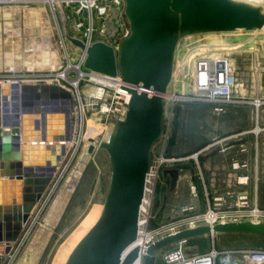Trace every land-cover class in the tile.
I'll use <instances>...</instances> for the list:
<instances>
[{"label": "water", "instance_id": "95a60500", "mask_svg": "<svg viewBox=\"0 0 264 264\" xmlns=\"http://www.w3.org/2000/svg\"><path fill=\"white\" fill-rule=\"evenodd\" d=\"M130 34L118 51L105 41L86 45L67 33L86 52L85 68L120 76L130 94L125 117L115 122L107 140L89 137L88 153L97 144L109 155L111 176L96 223L76 244L65 264H133L138 249L124 259L136 239L140 206L153 146L163 132L164 95L171 83L176 51L185 37L261 29L264 12L240 0H124ZM64 16L63 10H61ZM153 89L139 91L137 87ZM76 125L72 93L56 82H0V243L16 241L31 212L65 160ZM162 176L174 190L180 169ZM264 235V222L219 223L186 229L152 244V254L181 239L210 233ZM4 259L0 258V264Z\"/></svg>", "mask_w": 264, "mask_h": 264}, {"label": "built area", "instance_id": "2783aa9c", "mask_svg": "<svg viewBox=\"0 0 264 264\" xmlns=\"http://www.w3.org/2000/svg\"><path fill=\"white\" fill-rule=\"evenodd\" d=\"M31 3L44 4L55 16L59 15L62 19L72 16L74 28L79 33L73 36L80 38L86 45L101 40L111 44L118 51L120 41L130 34L129 23L120 24V21L126 17L124 0H0V6L12 4L28 5ZM67 7L72 9L71 15L65 14ZM61 10H63L64 16H62ZM258 30H251L250 32ZM66 34L67 32L63 33L62 31L60 34L64 61L58 68L43 73L38 71H27L24 73L0 72V82L23 83L45 80L56 82L69 90L74 98L76 117L73 139L69 144L71 147L75 143L81 144V142H85L91 134L97 133V129L100 130L97 114H100L102 119L106 113L112 112L115 116V122L124 118L131 94L123 88L125 83L121 80L120 76L109 77L85 68L86 52L71 44ZM180 43L181 41L178 47ZM210 44L213 43H202L191 48L188 46L187 51L196 50L197 48L198 55L193 60L189 76L187 77L183 72L181 73L180 80H183L179 90L176 88L175 68L177 61L175 59L172 80L167 93L164 95L165 109L162 136L166 133V138L169 137L175 106L179 102L210 104L216 113L226 111L228 106H251L254 108L256 120H258L260 108L264 105V96L259 94L249 96L246 90L243 92L242 89H245L243 72L238 70L236 66L237 60L232 55L238 46L231 45L227 48H214L215 45ZM201 49L204 50L202 51ZM228 50H231V52ZM183 63L182 67L185 65ZM251 68L252 75H256L257 77L264 72V64L261 65L257 56L254 62L251 63ZM107 88L114 91L113 95L109 94L110 92L107 91ZM137 88L139 91H147L150 95L154 93L153 89H146L142 86ZM107 96L113 101L112 103L107 101ZM93 115L96 116H94V119H96L95 122L91 123ZM221 143H224L222 150L225 151L227 147L226 137L221 139V141L215 140L209 143L202 151H212L219 147ZM86 144H88V147L89 142L86 141ZM70 147L66 158L69 155ZM240 148L243 151L246 149V146L241 144ZM200 151L193 154L192 157L197 158L202 152ZM184 159V157L169 156L161 152L156 161L152 160L150 162L146 175L144 197L139 211L137 237L123 251L122 259L132 250L138 249V257L133 264L136 262L144 264L147 256L152 257L153 254L157 253L160 255V261L154 259L151 261V264H264V249L218 248L214 232L208 234L212 237V246L205 252L188 254L185 251V244L188 239H181L155 253H147L149 247L158 240L175 235L186 229H193L204 225L213 227L216 224L226 222H264V208L259 205L256 199H252L246 190L228 189L215 195H209L206 191L204 180H199L200 186L204 187V210H197V206L192 203L182 207L172 218L156 221L152 207L160 176L166 168H179V163ZM197 164L199 166L198 161ZM232 166L234 169L246 168L247 163L234 160ZM200 169L201 167L199 166V171ZM248 180L249 176L243 175L238 180V183L247 184ZM197 185L194 181H190L189 183L192 196L199 200V186ZM45 193L37 202L28 221L24 224L19 238L10 243L8 252L6 251L7 243H0V258L4 259L3 264L17 263L20 248L24 245L27 235L34 226L35 209L43 199Z\"/></svg>", "mask_w": 264, "mask_h": 264}, {"label": "rangeland", "instance_id": "374dc122", "mask_svg": "<svg viewBox=\"0 0 264 264\" xmlns=\"http://www.w3.org/2000/svg\"><path fill=\"white\" fill-rule=\"evenodd\" d=\"M71 10V8L67 7L65 9V14L71 15ZM39 11H42L43 15L39 14L41 13ZM17 14H19V18L16 16ZM43 16L44 22L47 23L49 28L47 32L53 36V40L56 44L58 58L55 56L43 57L38 55L35 57L28 55L26 38L37 37L36 35L42 33L41 30L44 22L43 19L41 20L40 18H43ZM16 21H19L20 24L21 41L18 43L11 42L5 39V37L0 38V65L2 63L0 72L2 73L7 71L21 73L38 71L43 73L58 68L64 61V51L60 39L61 31L63 33L67 32L70 35L79 34L74 28V19L72 16L64 17L63 19L59 15L55 16V14L42 3L0 6L1 29H3L5 24H13ZM126 22H128V19L125 17V19L120 21V24H126ZM248 41L250 43H246ZM202 43H213L215 48H227L231 45L238 46L232 55L237 60L236 66L238 70L243 72L242 76L245 83V89H242L243 92L246 90L249 96L257 94L264 96V72L257 77L256 75H252L251 68V63L254 62L256 56L259 57L261 65L264 64V30H258L256 32H246L242 30L237 32L204 33L182 39L176 51L175 58L177 61L175 68L177 90H179L182 85L183 79L180 80L181 73L183 72L187 77L189 76L193 60L196 55H198L197 48L196 50L187 51L188 46L191 48ZM228 51L231 52V50ZM5 61H15L14 63H18L16 69L9 70L6 68L5 66L7 64ZM27 61L34 63L35 67L29 69ZM183 61L185 63L184 67H182ZM107 91H109L110 93H108L111 95L114 93L112 89L107 88ZM107 98L109 103L113 102L108 96ZM114 100H116V98H114ZM233 108L237 107L228 106L226 111L216 113L210 104L205 103L179 102L175 106L169 137L166 138V133H164L163 136L161 135L160 139L153 146L151 161H156L161 152L165 155L184 157L185 159L178 165L180 168V178L174 190H170L169 179H164L162 175L160 176L152 207L153 215L156 216V221L168 220L182 207L192 203L197 206V210H204L205 203H202L192 196L189 183L190 181H195L196 176L200 178V181L204 180L206 185L210 182L208 179L213 175L209 174L204 169V160L207 151L203 152L202 149L215 140L221 141V139L225 138L226 131L228 130L227 123L232 118L230 111ZM94 116L95 115H93L92 118L89 116V118H91V123L95 122L96 118L94 119ZM97 118H99L98 123L100 124V130L97 129L96 131L97 133H101V141L107 140L110 131L114 127L115 116L112 112H109L106 113L102 119L101 115L97 114ZM97 133H93L91 136H95ZM86 141L88 140L86 139ZM86 141L81 142V144L75 143L70 147L68 157L57 170L51 185L46 190L43 199L35 209L34 226L27 235L24 245L20 248L16 264H53L59 252L70 244L71 236L80 226L86 214L92 208L103 207V201L109 187L111 176L109 155L107 151L98 144L92 153H88V147L86 148L85 146ZM223 147L224 143H221L219 147L212 150V153H224L225 151L222 150ZM198 151L201 152L198 157H192V155ZM81 155L83 159L81 158L80 160ZM197 161L201 167L200 171ZM79 163H84L85 165L81 176L59 219L56 221L57 223L51 222L48 216L53 199L60 188H62V184L65 182L67 176ZM37 235L39 238L36 237ZM215 235L216 246L221 249H264V235L244 232H226ZM211 246L212 237L208 234L200 235L188 238L185 244V251L188 254L205 252L208 251ZM159 257V253L153 254L152 257L147 256L144 260V264H151V261L154 259L160 261Z\"/></svg>", "mask_w": 264, "mask_h": 264}, {"label": "crops", "instance_id": "0c3cea01", "mask_svg": "<svg viewBox=\"0 0 264 264\" xmlns=\"http://www.w3.org/2000/svg\"><path fill=\"white\" fill-rule=\"evenodd\" d=\"M230 112L232 118L227 123L225 152L206 153L204 169L213 175L208 185L204 181L206 191L215 195L228 189L246 190L264 208V105L258 120L251 106L233 108ZM241 144L246 146L243 151ZM234 160L246 162L247 167L234 169ZM243 175L249 176L247 184L238 183ZM194 182L199 186V200L204 203V187L200 186L197 176Z\"/></svg>", "mask_w": 264, "mask_h": 264}, {"label": "bare ground", "instance_id": "6f19581e", "mask_svg": "<svg viewBox=\"0 0 264 264\" xmlns=\"http://www.w3.org/2000/svg\"><path fill=\"white\" fill-rule=\"evenodd\" d=\"M240 1L248 2V3H251L253 5L259 6L262 9V11L264 12V0H240ZM6 11H8V10H6ZM39 12H41L39 14L43 15L42 14V11H39ZM18 15L19 14H17L16 16H18ZM18 18H19V16H18ZM40 19L41 20L43 19V22H44V16H43V18L41 17ZM242 30L243 29H237V30H235L233 32L242 31ZM259 30L260 31L261 30H264V26L261 29H259ZM41 31H42V33L40 35H36L37 37H27L26 38V42H27L26 43V47H27V50H28V55L35 56V57L38 56V55L43 56V57L55 56L56 58H58V52H57L56 44H55V42L53 40V36L50 35L47 32V31H49V28H48L47 23H45V22L43 23V26H42V30ZM4 37H5V39H7V40H9L11 42H18L19 43L21 41V29H20L19 21H16L13 24H5L4 27H3V29H1V27H0V38H4ZM210 45H214V44H210ZM214 48H215V46H214ZM16 61H18V60H16ZM31 61H29V62L27 61V64H28V68L29 69H32L31 67H33V68L35 67L34 66V63H32ZM14 62L15 61H13V62H10V61L6 62L7 65L5 67L8 68L9 70L16 69V65L18 63L16 64ZM1 65H2V63H1ZM89 137H91V136H89ZM87 145L88 144L85 145L86 148H87ZM81 158L83 159V156L82 155L80 156V160H81ZM84 166H85L84 163H79L70 172V174L67 176L65 182L62 184V188H60V190L56 194L55 198L53 199V202H52L51 207L49 209V216H48V218L51 220V222L53 221L55 223L59 219V217H60L63 209L65 208L68 200L71 197V194H72V192L74 190L75 185L77 184V181H78L79 177L81 176V173H82V170H83ZM102 208H103L102 206L100 208H92L86 214V216L83 218L80 226L77 228V230L71 236V238H70V244L68 246H65L59 252V254L57 255V257H56V259H55V261H54L53 264H65V262H66V260H67V258L69 256V254L71 253V251L73 250V248L76 246V244L82 239V237L89 231V229L98 220V218H99V216L101 214ZM36 237L39 238L38 235ZM138 263L139 262H136L135 264H138Z\"/></svg>", "mask_w": 264, "mask_h": 264}, {"label": "flooded vegetation", "instance_id": "af4514ba", "mask_svg": "<svg viewBox=\"0 0 264 264\" xmlns=\"http://www.w3.org/2000/svg\"><path fill=\"white\" fill-rule=\"evenodd\" d=\"M164 178V177H163ZM165 179V178H164Z\"/></svg>", "mask_w": 264, "mask_h": 264}]
</instances>
